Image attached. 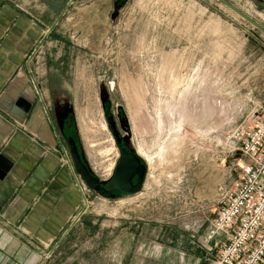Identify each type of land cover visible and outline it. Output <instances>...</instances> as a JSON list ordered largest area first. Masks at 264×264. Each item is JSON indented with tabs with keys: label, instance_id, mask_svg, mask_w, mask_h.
I'll use <instances>...</instances> for the list:
<instances>
[{
	"label": "rangeland",
	"instance_id": "obj_1",
	"mask_svg": "<svg viewBox=\"0 0 264 264\" xmlns=\"http://www.w3.org/2000/svg\"><path fill=\"white\" fill-rule=\"evenodd\" d=\"M228 1L264 27V0ZM2 63L0 95L18 76L31 100L26 118L0 114V154L15 159V139L38 142L75 196L48 244L10 228L25 252L0 264H214L202 229L242 159L229 136L264 108L261 31L218 0H0ZM34 108L39 133L27 124ZM108 116L147 163L142 188L112 199L82 186L65 142L73 135L89 171L107 175L117 153ZM7 205L0 230L14 224Z\"/></svg>",
	"mask_w": 264,
	"mask_h": 264
},
{
	"label": "crops",
	"instance_id": "obj_2",
	"mask_svg": "<svg viewBox=\"0 0 264 264\" xmlns=\"http://www.w3.org/2000/svg\"><path fill=\"white\" fill-rule=\"evenodd\" d=\"M0 70H3L4 75L7 76L9 69H6L5 63H2ZM24 85L25 80L18 76L7 81V88L0 95V114L11 115L18 119L26 118L23 109L28 106L31 98L22 91ZM0 118L2 117L0 116ZM27 119L28 127L39 133L42 123V115L39 110L34 108ZM8 129L7 121L0 119V139ZM42 134L46 137L45 131ZM9 149L12 154H15V159L0 154V206L4 202L5 204L8 202L4 215L14 224L5 226L7 230H0V254L11 257L14 252L16 254L18 252L22 256L25 250L21 247L16 251L14 246H20V236L16 237L10 228H17L20 235L31 238L39 245L40 243H50L56 235L58 236L62 223L66 222V216L71 212L75 190L70 188L72 184L69 171L59 168L57 159L51 154L42 156L38 142L25 137L22 141L15 139L14 142H11ZM14 165L16 166L12 168ZM32 168L34 170L30 175V172L27 173V171ZM23 176L25 178L21 181L20 178ZM47 182V187L42 190L43 193L40 195L41 183L46 184ZM18 184H21L19 195L12 201L11 199L15 195L14 187ZM207 229L208 226L202 229V237ZM223 240V235L219 233L207 243V246L211 248V252L215 253ZM207 253L209 252L205 250V254Z\"/></svg>",
	"mask_w": 264,
	"mask_h": 264
},
{
	"label": "built area",
	"instance_id": "obj_3",
	"mask_svg": "<svg viewBox=\"0 0 264 264\" xmlns=\"http://www.w3.org/2000/svg\"><path fill=\"white\" fill-rule=\"evenodd\" d=\"M229 138L242 159L202 241L223 235L214 264H264V108L245 115Z\"/></svg>",
	"mask_w": 264,
	"mask_h": 264
},
{
	"label": "water",
	"instance_id": "obj_4",
	"mask_svg": "<svg viewBox=\"0 0 264 264\" xmlns=\"http://www.w3.org/2000/svg\"><path fill=\"white\" fill-rule=\"evenodd\" d=\"M218 1L224 4L225 6H227L229 9H231L235 13H237L241 18L246 20L253 27H255L256 29H258L264 34L263 25H261L251 16L243 12L241 9H239L237 6H235L228 0H218ZM107 119H108L109 125L113 127L112 116H108ZM121 122L125 124L124 119H122ZM115 135H117L116 132H115ZM118 141L120 142V140ZM65 142L67 144L69 156H70L74 171L80 176L81 180L87 186V188L94 190L96 192L98 191L99 194L103 196H110L111 190L113 189H119L121 192L127 193V192L135 191L140 185L145 166L143 163H141L140 157L134 151H128L125 148H123L122 156L119 159V165L117 167L116 177L114 179V185L111 190H104L100 186L98 179L89 171L87 167V163L85 162L84 158L79 153L74 139L71 136H67L65 138ZM136 171L139 172V178H138L137 184L133 186V188L121 187L120 186L121 182H125L128 185L131 184V178L134 176Z\"/></svg>",
	"mask_w": 264,
	"mask_h": 264
},
{
	"label": "flooded vegetation",
	"instance_id": "obj_5",
	"mask_svg": "<svg viewBox=\"0 0 264 264\" xmlns=\"http://www.w3.org/2000/svg\"><path fill=\"white\" fill-rule=\"evenodd\" d=\"M123 125H125V124H123ZM63 127L66 128L67 130H69L70 127L71 128L73 127L72 117L68 116V117L64 118ZM111 129H112V132H113V135H114V138H115L117 153H116L115 159H114V161L112 163V167H111L109 173L107 175L104 174V175L98 177V182H99L100 186L104 190H111L113 185H114V179L116 177L117 167L119 165V159L122 156L123 148H125L128 151H134L136 153L135 149H133L129 145L128 141L125 140L123 135L119 133L114 120H113V127H111ZM115 132H116L117 135H115ZM67 136H69V135L67 134L66 137ZM71 137L73 138V135ZM118 140H120V142ZM140 161H141V163L144 164L145 169H144V172H143V175H142V180H141L140 185L138 186V188L135 191L127 192V193L126 192H121L119 189H113V190H111V195L110 196H104V197L112 199V198L129 196L131 194H134V193L138 192L142 188V185H143L144 180H145L146 172H147V163H146L145 159L140 157ZM138 178H139V172L136 171L134 176L131 178V184L128 185L125 182H121L120 186L121 187L133 188V186H135L137 184ZM92 191H94V190H92ZM94 192H96V191H94ZM97 193L99 194L98 191H97ZM99 195H101V194H99ZM101 196H103V195H101Z\"/></svg>",
	"mask_w": 264,
	"mask_h": 264
}]
</instances>
